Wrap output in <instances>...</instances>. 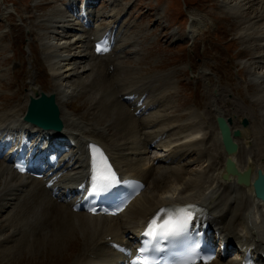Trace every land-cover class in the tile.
<instances>
[{"label": "bare ground", "instance_id": "6f19581e", "mask_svg": "<svg viewBox=\"0 0 264 264\" xmlns=\"http://www.w3.org/2000/svg\"><path fill=\"white\" fill-rule=\"evenodd\" d=\"M253 1L257 2V11H250L252 14L247 18L245 17L246 12L243 11L242 7L243 5L250 4L249 8H252L254 4L251 5V2ZM223 2L229 6L232 14H236L235 21L239 26L237 27L239 29L237 33L242 44L252 50V55H259V57L257 56L251 62H246L242 65L246 70L245 73L249 74L251 84L258 86H256V89L258 88L259 92L254 93L256 97L253 96L257 99V102H253L252 105L260 106V108L258 107L260 110V115L258 116L263 119L260 127H257L256 130L251 129L252 127L249 125L246 128L241 127L240 121L245 113H240V110L232 107L238 105L226 99L222 91L218 92L217 97L214 96V99L211 98L207 113L205 112L206 115L199 114V118L189 116L191 119H188L189 124L187 127L185 125L183 135H175V141L167 142L161 140V133L155 134L156 130H153V133L151 132V136L144 135L140 144L145 150L140 154L142 151L139 150L140 147L139 149L137 148L135 140L142 133L138 131L140 128L138 125L140 123H137L139 119L134 117L133 114L134 111L138 110L137 104L135 105L130 101L128 96L134 94L147 96L150 93V97L148 99L145 97L146 101L144 99L142 103L146 112L149 110L148 108H153L154 102L160 101L161 97L163 99L166 90L170 89L167 77L166 79L164 78L165 80H162L160 76H151L135 81L131 79L132 82L129 79L127 83L126 81H121L122 84L126 83L125 86L114 80L115 83L112 84H119L120 86H115L110 92L108 91L109 84L100 85L101 87L97 86L95 80L98 74L95 75V73L99 72L100 69H106L108 65H113L114 67L117 49L104 57H95L91 54V51L88 52L87 45L85 46L83 42L86 39L84 35L77 34L70 36L72 38L71 41L69 43L66 42L68 46L61 47V49H67L71 52L70 54L67 51L65 52L67 54L63 52L62 54L65 56L53 54L52 49L56 47L47 44L43 49L44 60L48 69L53 73L55 87L50 88L45 94L47 97L55 98L59 109V119L62 122L63 131L56 135L65 137V140L70 145L68 144L63 148L65 152L64 157L55 169L52 168L46 178L53 180V186L58 188L64 187V190H68V187L71 185L76 186L80 184L85 178L84 173L89 168L88 163L94 155L89 150V146L91 144H98L101 148H105V151L112 157L117 169L122 174L138 178L144 183L151 178L152 186L158 188V190L163 188L164 191L159 193V195L157 194V196L153 194V196H147L144 199L143 196L145 195L142 193L117 217H91L84 213H73L71 211V204L61 203L58 199L51 197V193L44 188L43 181L27 179L15 173L11 169L7 158H5L6 156L3 155V160L0 161V216L3 219V221H0V231L6 230L10 234L0 243L2 254L5 252L6 255L7 253H15L25 243L28 244V241L33 240H35L33 247L38 245L39 248L41 246L47 248L50 243L53 246L49 247V249H53L54 251L63 250L60 244L67 239L66 237L70 241L81 236L82 247H80L77 258L74 261L72 260L73 262L70 264H108L107 260L115 257V254L108 246L110 241L121 239L124 237L125 232H131V235L135 233L149 218L158 213V209L161 206L188 202L200 204L201 207L207 210L208 217L210 218L209 223L214 230L223 235V240L226 243L239 244L252 249L255 248V250H260V253L264 254V202L254 197L252 186L245 187L238 185L234 177H229L227 181L221 179L222 174L225 172L224 162L227 158L233 160L239 172L247 169L250 170V182L257 178L259 170L264 174V133L262 132L263 129H261L264 126V73L258 72L260 68H264V59H261L260 55V51L264 49V0H223ZM234 6L236 8L239 7V9H235ZM112 11L113 9L107 12L106 18L116 20L115 14ZM51 13L53 16L51 15L49 24L53 25V29L58 30V36L65 39L71 33L70 31L75 30H67L66 28L70 24L75 25L73 18L66 14L65 8L58 7L56 11H52ZM65 14L67 16H64ZM192 18L194 20L188 33L190 39H193L195 34L200 31L199 28L203 23V18H198L194 15ZM77 23L78 25H75L77 26L76 30H81L85 33L83 26L79 22ZM58 24L60 25L58 26ZM115 24L108 25L103 31L92 29L89 32H91V35L96 40L109 30L110 27L115 26ZM80 45L82 46L81 49ZM77 63H81L82 65H75ZM76 66H82V73L84 70H87L86 72L90 71V75L85 77L86 73L83 75H80L79 72L76 73L74 71H78ZM75 77L77 81L73 82V78ZM29 85V93L24 104L26 111L31 99H36L38 96L44 94L41 87L34 80H31ZM78 86L80 89L77 92ZM80 93L88 95L91 108L94 109L93 112H88L87 119L82 115V117L73 115L74 113L70 112L66 107L67 102L73 96H77ZM120 98H124L126 102ZM196 111L199 112V108L196 107ZM238 113L239 115L237 116L236 114ZM217 116H222L225 119L230 118L232 130H239L241 132V137L235 139L238 145V153L236 155L229 157L225 154L217 130H215V134L214 132L209 133L208 140L198 141L203 132L207 133V130L204 131V129H207L206 126L214 131V119ZM24 117L25 114L20 109L10 112V114L7 113L0 118V128L6 125L9 128L18 126L21 130H25L28 125L21 122ZM145 122H147V119ZM158 122L161 123L160 121ZM147 125V123H144L142 126L147 127ZM34 128L36 131L30 140L32 144L37 147H43L46 145V142L51 141V132ZM125 129L128 131L124 132ZM110 131L113 135L109 134ZM150 137L153 140L156 138L160 139L159 142H155L156 147L167 149V151L173 153V156L170 157V163L178 161L177 156H181L179 153L182 146L189 148L188 145H191L197 148L198 145H201V149H196L198 160L192 163L205 164V172L192 173V177L188 176L179 185L178 191L170 186L162 187L164 185L162 184L164 176L172 173V169H168L170 172L167 169L161 171L159 177H152L151 170L142 169V165H139L136 160V157L142 158L144 155L143 162L148 160L145 151L154 142ZM1 138L2 134L0 133ZM19 140H22V138H19ZM158 140L156 139L155 141ZM105 141L113 142L112 148H109L111 146ZM179 142L182 145L181 147L173 146L174 144L180 145ZM205 145L209 146L205 147ZM21 147H23V142H20L19 148ZM185 153H188V151ZM190 153H193L191 149ZM186 155L188 154L184 156ZM261 159L263 160L261 161ZM176 173L179 172H175V178L178 179L180 174ZM169 194L172 195L168 196ZM108 238H110V241H108ZM67 240L65 242H68ZM237 263V261L234 262L233 260H226L220 257L210 264Z\"/></svg>", "mask_w": 264, "mask_h": 264}, {"label": "rangeland", "instance_id": "374dc122", "mask_svg": "<svg viewBox=\"0 0 264 264\" xmlns=\"http://www.w3.org/2000/svg\"><path fill=\"white\" fill-rule=\"evenodd\" d=\"M98 1V5L92 10L96 17L99 16L98 29H104L108 24L107 21L110 19L106 20L105 18L107 12L113 9L112 13L115 14L118 25L119 40L116 43L118 58H115L114 61V71L111 72L108 69L106 71L104 68V70L100 69L99 72H96L95 75L98 74L95 80L97 86L109 84L108 91L111 92L115 86H120L119 84L125 86L129 79L131 82L151 76H160L162 80H165L166 77L168 79L170 89L166 90L163 99L161 97L163 101L154 102L156 110L150 109L151 111L145 117L142 116L140 118L142 120H139V122H145L147 119L149 124L145 129L140 125L144 135L156 130L153 132L155 134L161 133V140L175 141V135H183L185 125L187 127L189 124L188 119L192 116L199 118V114L206 115L211 98L214 99V96L217 97V93L222 91L226 99L238 105L232 107L240 110V113H245L242 119L248 121L251 129L256 130L257 127H260L263 120L262 117L258 116L260 115L258 109L260 106L252 105L253 102H257L254 93H258L259 90L256 89L257 85L251 84L249 74L245 73L246 70L242 65L251 62L259 55H252V50L242 44L237 33L239 26L235 21L236 14H232L231 9L223 0ZM256 3V1L251 2V5L254 4L252 8H249L250 4L243 5L242 9L246 12L245 17L251 16L250 11H257ZM67 4H69L68 0H0V118L18 109L25 114L24 104L27 100L31 80H34L44 93L55 87V79L44 60L43 49L45 45L49 44L56 47L52 49V53L57 56L71 53L67 49H61V47L68 46L72 34L69 33L65 39H62L58 36V30L53 29V25L49 24L51 12L56 11L58 7L63 8ZM228 4L231 6L229 2ZM234 7L239 9V7ZM193 15L203 18V23L199 28L200 31L191 40L188 33L194 20ZM112 21L114 20L111 19ZM89 35L90 33H88ZM203 44L205 46L204 53ZM66 51L67 53H65ZM63 52L64 54H62ZM260 52L261 59H264L262 58L264 49ZM72 53L74 54V52ZM61 64L63 63L61 62ZM75 65L82 64L77 63ZM81 67L76 66L78 71H74L79 72L80 75L86 73L85 77H88L90 71L84 70L82 73ZM259 71L264 73V68H260ZM119 77L123 79L119 80ZM114 80L118 81L119 84L113 85ZM76 81L77 78H73V82ZM121 81H126V83L123 82L124 84H122ZM79 89L78 86L76 91L78 92ZM148 97H150V93L147 94L146 99ZM194 105L200 109L199 112L196 111ZM66 107L74 113L73 115L83 116L86 119L89 115L88 112L94 111L91 108L88 95L81 93L73 96L67 102ZM236 115L238 116L239 113ZM206 128L203 129L204 131L207 130V133L203 132L202 134L206 139L201 136L198 141L208 140L210 132L215 134V126L214 131L207 126ZM261 129L264 130V126ZM127 131V129L124 130V132ZM109 134L113 135L111 131ZM137 141L139 140L137 139ZM108 145H113V142H108ZM209 145H205V147ZM214 145L217 146L215 142ZM173 146L181 147L182 145L180 143V145L174 144ZM188 147H181L179 153L181 156L178 157L180 163L176 162L172 165L164 164V160H166L164 155L167 153H162V148H153L152 153L150 152V166L152 165L151 162L155 160L154 158L158 156L151 171L153 177L158 176L159 172L166 170L169 166L173 171L164 176L163 182L161 181L164 184L162 187L170 186L178 191L179 185L188 176L192 177L193 174L205 172V164L192 163L198 160L196 149H201V145H198L197 148L191 145ZM190 149L193 153H190ZM187 151L188 153H185ZM140 154L142 153L140 152ZM185 154L188 155L184 156ZM170 155L173 154H168V157ZM175 172L180 174L178 179L175 178ZM163 191V188L158 190V188L153 187L152 180L149 179L146 182L143 199L147 196H153V194L157 196ZM170 195L172 194L168 196ZM12 215L14 214L12 213ZM1 218L0 216V221H3ZM8 234L10 233L6 230L0 231V243ZM126 235L130 238L131 233L127 232ZM66 238L68 239V237ZM67 239L60 244L63 250L58 251L49 249L53 246L50 243L47 248L43 246L39 248L38 245L33 247L35 240L28 241V244L25 243L21 249L12 254L7 253L6 255V252L2 254V250H0V264H70L77 258L83 243L81 236L70 241ZM66 240L68 242H65Z\"/></svg>", "mask_w": 264, "mask_h": 264}, {"label": "snow or ice", "instance_id": "6c2138e0", "mask_svg": "<svg viewBox=\"0 0 264 264\" xmlns=\"http://www.w3.org/2000/svg\"><path fill=\"white\" fill-rule=\"evenodd\" d=\"M106 48H103L101 45H97V52L105 51ZM93 150V163H92V176H91V186L88 192L89 197L99 196L107 193L111 188H113L119 180L116 176V173L112 170L110 164L107 163L106 157L100 153L99 162L96 159L95 153L99 150L95 145L90 146ZM20 171L24 169L20 165H16ZM192 206H186L184 208H172L167 215V219H163L160 222L161 213H164L165 210L161 209L156 216L148 223L147 228L144 232L146 237H149L151 240L155 241L158 238H168L181 235L185 232L189 221L192 219V213L190 208ZM119 206L117 211H119ZM95 213V209H90ZM115 214V213H113ZM151 251H161L158 247L150 248L146 243L140 249H138V255L135 259L132 260L131 264H155L151 259ZM195 249L188 254L186 258L181 260L179 264H196ZM206 259V258H203Z\"/></svg>", "mask_w": 264, "mask_h": 264}, {"label": "water", "instance_id": "95a60500", "mask_svg": "<svg viewBox=\"0 0 264 264\" xmlns=\"http://www.w3.org/2000/svg\"><path fill=\"white\" fill-rule=\"evenodd\" d=\"M24 120L45 130L60 132L63 127L54 98L46 97L43 94L39 99L30 100ZM215 121L225 154L229 157L236 155L238 153V145L235 139L241 137V132L239 130L232 131L230 119L226 120L218 116ZM241 125L242 127H246L247 121L243 120ZM224 170L225 172L221 177L222 180L227 181L229 177H234L239 185H244L245 187L252 185L255 197L264 201V175L260 171L257 172V179L250 184V170L247 169L243 173H240L231 158L226 159Z\"/></svg>", "mask_w": 264, "mask_h": 264}]
</instances>
